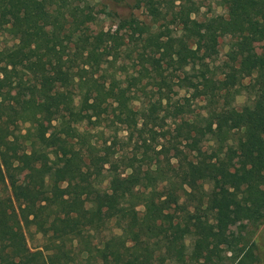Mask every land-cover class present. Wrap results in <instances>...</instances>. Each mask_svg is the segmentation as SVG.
<instances>
[{"label":"trees","instance_id":"16d2710c","mask_svg":"<svg viewBox=\"0 0 264 264\" xmlns=\"http://www.w3.org/2000/svg\"><path fill=\"white\" fill-rule=\"evenodd\" d=\"M91 1L0 0V264H264V0Z\"/></svg>","mask_w":264,"mask_h":264},{"label":"rangeland","instance_id":"374dc122","mask_svg":"<svg viewBox=\"0 0 264 264\" xmlns=\"http://www.w3.org/2000/svg\"><path fill=\"white\" fill-rule=\"evenodd\" d=\"M195 1L199 8V12L197 13L195 17L199 21H204L214 16H226L227 12H226V8L223 5V0H195ZM135 3H136V0H123V3H119L114 0H92L91 1V4L94 9L93 11L98 17L99 28L103 25L106 30H109L111 27L115 28L113 24L115 22V17H118V16L125 18V17H129L132 14H134L140 20L149 23L151 20V17L144 10L134 9ZM156 11L163 12L164 7L157 5ZM202 34L203 33H201V35ZM230 43H231L230 37H224L220 39L219 54L216 58L217 65L223 63L224 61L228 59L227 55L230 50ZM11 44H12L11 38L8 36L2 37L0 40L1 47H4L6 45L9 46ZM251 55L254 58L264 62V42H258V41L252 42L251 43ZM248 82L249 80L245 81V83H248ZM184 95L185 93L181 92L178 98H182L184 97ZM248 103H249V97L247 94L244 93L236 97L235 102L233 103V106L237 110H241ZM192 112L194 114L204 115L205 113L204 104L200 101L193 102ZM28 127H29V124L20 125V128L23 130V133L28 129ZM233 134H234V138L240 139L241 133H239V131L234 130ZM110 135H111L110 132H107V134L104 137L101 136L100 134L99 135L96 134L94 139L98 140L99 143H103L106 139H109ZM120 135L125 136L124 133ZM212 145H213L212 141L206 145V148L208 149L209 153L213 149ZM234 164L239 165L238 159H236ZM221 167L220 165L211 166V168L216 169V171H220L219 168ZM231 171H232L231 173H233V170ZM199 182H203V180ZM205 186L206 188H208L209 184L205 183ZM106 187H107V184L104 185V188ZM229 232L230 234H236L242 237H246L247 239H250L252 241L254 240L259 241V244L261 245L262 249H264V226L260 230L257 231V230L252 229L246 222L237 221L234 225L230 226ZM42 242L43 240L40 235H36L35 239L29 240L30 247L32 248H35L41 245Z\"/></svg>","mask_w":264,"mask_h":264}]
</instances>
